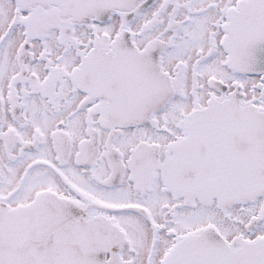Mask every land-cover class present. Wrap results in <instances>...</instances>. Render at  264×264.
I'll return each mask as SVG.
<instances>
[{"label":"snow or ice","instance_id":"obj_1","mask_svg":"<svg viewBox=\"0 0 264 264\" xmlns=\"http://www.w3.org/2000/svg\"><path fill=\"white\" fill-rule=\"evenodd\" d=\"M0 264H264V0H0Z\"/></svg>","mask_w":264,"mask_h":264}]
</instances>
